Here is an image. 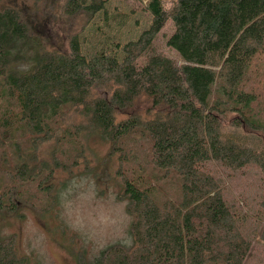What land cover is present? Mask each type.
Wrapping results in <instances>:
<instances>
[{
	"label": "trees",
	"instance_id": "trees-1",
	"mask_svg": "<svg viewBox=\"0 0 264 264\" xmlns=\"http://www.w3.org/2000/svg\"><path fill=\"white\" fill-rule=\"evenodd\" d=\"M103 8V0H67L62 14ZM147 10L156 22L123 47L121 62L86 61L77 35L49 50L15 9L0 10V147L16 156L11 169L0 156V219L25 203V183L48 193L46 181L65 171L60 158L79 166L98 140L118 162L131 243L89 264H246L256 232L215 171L254 169L264 189V117L248 88L264 53V0H170L167 8L148 0ZM140 139L148 170L129 175L130 144ZM167 179L178 188L174 202L157 198ZM260 204L264 211V194ZM0 264L30 261L0 237Z\"/></svg>",
	"mask_w": 264,
	"mask_h": 264
},
{
	"label": "rangeland",
	"instance_id": "rangeland-1",
	"mask_svg": "<svg viewBox=\"0 0 264 264\" xmlns=\"http://www.w3.org/2000/svg\"><path fill=\"white\" fill-rule=\"evenodd\" d=\"M66 1L0 0V10L15 9L29 34L39 37L49 50H63L66 40L77 35L86 61L111 57L121 62L123 47L136 41L156 22L147 10L148 0H103V10L93 17L74 18L62 14ZM161 1L167 8L170 0ZM248 79V88L259 100L256 110L264 117V53L256 59ZM3 106L0 114L4 112ZM145 144L142 139L130 144L133 156L129 155L127 174L138 170L137 166L148 170L144 162ZM90 147L85 162L81 161L79 166L72 158L69 160V155L60 158L65 171L61 168L52 181H46L44 186L50 185L48 193L39 191L37 183H25V203L19 205L16 213L0 219V237L11 239L17 253L29 259L30 264H89L107 247L130 245L131 217L126 212L127 202L120 197L118 162L108 158L109 147L102 141L95 140ZM64 148L68 154L69 149ZM12 152L7 144L0 147V156L9 160L8 169L16 158ZM43 153L44 150L38 152L46 158ZM215 174L224 183L228 200L234 201L247 217L248 229L256 232L246 264H264V211L260 206L264 189L260 176L254 169L233 175L217 171ZM156 188L159 200L177 199L178 188L173 180H163Z\"/></svg>",
	"mask_w": 264,
	"mask_h": 264
}]
</instances>
